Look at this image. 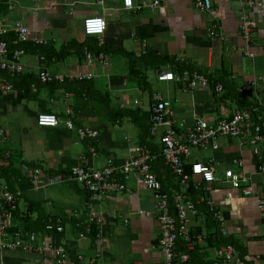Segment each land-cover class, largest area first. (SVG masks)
<instances>
[{"label": "crops", "instance_id": "0c3cea01", "mask_svg": "<svg viewBox=\"0 0 264 264\" xmlns=\"http://www.w3.org/2000/svg\"><path fill=\"white\" fill-rule=\"evenodd\" d=\"M6 1L14 3L5 15L9 27L22 21L32 37L48 40L47 45L56 50L74 40L95 44L97 38L86 35L84 29L78 34V22H74V18L85 20L91 15H104L108 20L104 35L107 65H90L84 52L42 63L39 59L42 52L33 51L41 45L33 42L29 43L32 50L22 56L25 78L38 76L39 70L47 66L54 74L66 75L68 82L74 84L79 80L76 78L79 72H93L91 98L87 99L86 93L83 97L80 92L47 84L37 85L26 96L25 86L20 85L19 79L14 80L13 89H5L0 84V129L6 133L5 137H0V166L14 165L22 173L24 164H40L44 168L36 182L25 176L26 181L11 177L12 186L0 181V190L8 185L19 186L24 191L13 223L21 224L22 217L28 215L34 220L40 214L62 216L63 241L77 239V252L74 257L71 253L70 256L75 261L82 256L83 264H161L164 260L159 246L161 227L151 190L132 178L124 191H112L106 200L91 209L87 206L89 191L83 185L67 180L50 184L49 179L57 174L67 176L73 168L88 161L98 167L109 159L129 158L136 147L149 145L153 136L147 124L150 123L153 90L171 99L177 124L183 127L192 126L200 118L214 122L229 117L240 107L239 100L248 98L253 102L258 97L264 98V80L258 88L237 93L240 99L235 100L234 94L226 98L217 96L211 85L187 89L178 81L158 79L159 72H177L179 65L220 74L224 63L231 70L232 89H238L255 76L264 77V6L249 10L257 26L253 32L254 43L247 48L238 16L244 0H212L213 8L208 12L197 9L191 0H160L158 6H151L155 0H134L136 5L143 6L139 11L124 7L123 0ZM214 26L217 33L212 30ZM248 52L255 55L250 56ZM67 105L75 109L73 117L77 126L99 129L97 139L82 140L76 129L66 126ZM49 108L60 113L62 123L57 127L38 124L36 131H29L27 121L37 120L38 114ZM153 140L159 142L157 137ZM235 159L244 160V170L255 186L254 194L247 196L225 180V169H238ZM262 160L264 143L261 153H256L251 144H241L238 138H225L223 145L212 149L210 154L193 149L187 159V164L210 163L216 169L220 179L213 185L214 200L226 219L228 238L247 264H264V219L258 208V197L264 194ZM156 167L166 184L176 186L162 160ZM141 210L152 215L142 214ZM96 212L102 214V235H94V231L80 238L82 227L78 224L85 223ZM192 229L204 234L217 232L223 237L218 223L206 214L192 221ZM126 238L129 243L121 249L118 240ZM219 239L209 248L210 257H214L215 248L222 245ZM91 257L96 258L93 263L88 261ZM0 264L56 262L37 253L0 250Z\"/></svg>", "mask_w": 264, "mask_h": 264}, {"label": "built area", "instance_id": "2783aa9c", "mask_svg": "<svg viewBox=\"0 0 264 264\" xmlns=\"http://www.w3.org/2000/svg\"><path fill=\"white\" fill-rule=\"evenodd\" d=\"M194 6L202 12H208L213 8L212 0H191ZM124 7L128 9H141L142 5H136L134 0H123ZM160 0H155L151 6H158ZM1 5V0H0ZM264 6V0H244L242 9L238 16L240 20V32L250 48L253 43V32L257 26L256 21L250 15V9H260ZM14 3H9L12 9ZM108 28V20L104 15H91L84 20L85 33L88 36L97 38L98 46L105 44V32ZM217 26L212 30L216 31ZM14 31L17 39L14 44L35 43L47 45L48 40L34 38L30 29L22 21L15 22L9 27L6 18L0 12V69L12 75L24 72L22 56L26 53L24 47H18L10 55L8 42L2 37L9 31ZM249 53V52H248ZM86 61L95 66L97 63L107 65L109 58L106 52L95 53L90 48L84 51ZM250 56L255 54L249 53ZM41 60H47V56L41 54ZM93 72H79L76 78L79 80L92 79ZM67 76L54 74L48 68H42L38 72V79L41 83L65 82ZM159 81H178L187 89L210 86L209 77L197 69H185L182 72L164 70L158 74ZM263 76H255L242 85L240 90L247 86L258 88L263 83ZM0 84L5 89H13V84L5 78H0ZM32 88L36 89L37 84L33 83ZM225 92L224 85L217 83L215 93L220 96ZM256 105L251 108H237L229 116L210 122L205 118L198 119L192 126L183 127L177 124L171 99L165 97L160 91L152 93L151 116L149 132L155 141L158 150L155 151L150 145L138 146L133 149L134 154L123 160L109 159L103 166L95 167L89 161L73 168L71 174H57L49 179L50 184L60 183L65 180L77 182L89 191L87 201L88 208L95 207L98 203L107 199L112 191H124L127 182L134 178L138 184L145 186L152 191L155 200L156 218L161 227L159 246L164 255L161 264H191L192 252L199 251L207 264H247L237 246L232 243H224L215 248V256L210 257L207 252L210 245L209 233H198L192 235V221L206 214L219 225L223 237H228L226 219L214 200L213 185L220 178L216 175V169L212 165L195 162L192 164V173L185 171L187 159L193 148L218 149L219 138H238L241 144L249 143L256 153H261L264 143V98L254 101ZM68 116L74 114L72 105L66 106ZM61 118L56 113L42 112L38 116L39 126L57 127L61 124ZM69 129H76L75 121L71 117L65 122ZM80 139H97L100 136L98 128L81 126L77 128ZM6 133L0 129V137ZM92 151H95L92 148ZM163 161L175 179V184H166L160 175L154 170L157 161ZM234 164L238 169H225L224 178L234 188H240L249 196L255 193L254 184L244 170V160L235 159ZM243 170H241V169ZM264 174V160L260 167ZM44 168L40 164L23 165V175L33 182H36L43 174ZM193 192H197L193 196ZM24 195L21 188L11 189L8 185L0 190V250L32 252L43 255L46 258L54 259L56 264H83L84 258L80 256L79 261L71 259L69 250L57 244L54 231L65 230L62 216H57L46 225L48 233L38 230H31L24 224L13 223L14 212L19 209L20 201ZM258 208L264 219V194L258 197ZM140 213L151 216V212L141 210ZM103 221L102 214L94 213L87 223H79L82 227L79 237L83 238L91 234V225H100ZM85 224V225H84ZM102 235L101 233L98 234ZM96 258H89L93 263ZM80 262V263H79Z\"/></svg>", "mask_w": 264, "mask_h": 264}, {"label": "trees", "instance_id": "16d2710c", "mask_svg": "<svg viewBox=\"0 0 264 264\" xmlns=\"http://www.w3.org/2000/svg\"><path fill=\"white\" fill-rule=\"evenodd\" d=\"M8 8H9L8 2L6 0H1V5H0L1 16L5 17L6 12L9 10ZM141 9H139V10H141ZM132 10L139 11L138 9H132ZM2 39L8 42L11 56L13 55L14 50H16V48H18V47H24L26 49V53H28V52H30L32 50V48H30L31 46H30L29 43L28 44H18V45L14 44V41L17 39V35L12 30L9 31L6 35H4L2 37ZM86 47L92 49L95 53H98L100 50L104 51V52H107L106 48H105V45L102 46L101 48L98 47L97 40H96L94 45L89 44L87 42L80 43V42H77L75 40L74 41H70L67 44L63 45L60 50H56L55 48H53L52 46L50 47L49 45H41L39 48H37V47L33 48L34 49L33 51L35 53H37V49H38V51H40V53L42 52L41 54H44V55L47 56V60H45V61H43V60H41L39 58L40 61L43 63V62H48L49 59H52L54 57L55 58H57V57L63 58V57H66L67 55H71L73 53H81V55H82V53L85 51ZM149 53H151V51ZM46 68H47V66H46ZM185 69H195V67H192V66H189V65L188 66L179 65V68L177 70H179V72H182ZM197 70H199V69L197 68ZM199 71L203 72L204 74H206L209 77L210 85L214 88V91H215V86L217 85V83H222L224 85L225 92L222 95H220L219 97H225L226 98V97H229L232 94H234L232 97L235 100H237V99L239 100L240 99V98H238L239 97L238 95L242 94V93H240L237 88H234L235 90L232 89L233 86L230 83L231 70L229 69V65L227 63L223 64V67H222V70H221L220 74L218 72L215 74V73H208V71L206 72L204 70H199ZM23 74H24V72H22L20 74L12 75L11 73L3 71V70L0 69V78L2 77L3 79L5 78L6 80H8L10 83L13 84V87H15V84H16V82H14V80L19 79V82L21 81L20 85L25 86L26 96H29V91L30 90H34L32 88V84L33 83H36L38 86L40 84H46V83H39L40 81L38 79V76H36V75L34 77H32V78H30V77L29 78H25V76ZM22 80H24L25 83ZM68 81L69 80H67V78H66L65 82H63V83H61V82H52V83H48L47 85H51V86H55V87H60V86L61 87H65L67 90L80 92L83 97H85L84 94L86 93V98L87 99H89V97L91 98V96H90V92H91L90 86H91V84L93 82L92 79L91 80L90 79L89 80H87V79L86 80H77V82H75L74 84L72 82H68ZM87 84H88V86H86ZM232 90H234L235 92L233 93ZM153 92H154V90L152 91V93ZM237 93H239V94H237ZM151 99H152V96H151ZM239 102L241 103L239 108H244V107L251 108V107H254L256 105V103L254 101L252 102L248 98L243 99L242 101L239 100ZM42 112L56 113V112L52 111L50 108L49 109H45ZM150 113H151V111H150ZM56 114L59 117H61L60 113L59 114L56 113ZM74 115H75V109H74ZM69 117L74 119L73 115H70ZM75 125H76V122H75ZM81 126H84V125H81ZM81 126H77L76 125V130H77L78 127H81ZM149 126H150V123L147 124V130L148 131H149ZM153 138H151L150 141H148V144L150 146H152L155 151H157L158 150V148H157L158 144L153 140ZM90 140H94V139H90ZM1 155L2 154L0 153V156ZM159 162L161 163V161H157L154 164V170L157 169L156 165H159L160 164ZM185 171L187 173L191 174L192 173V165L191 164H186L185 165ZM156 173H158V175H160V172H158V170H156ZM11 177L14 178L16 181H18V180L20 181V179H22V178L24 179V181H26L20 168H17L16 166L10 165V164L1 165L0 166V181L3 180V181L9 183L12 186L13 180H12ZM11 186H9L11 189L21 188L19 186H15V187H11ZM192 194H193V196H195L197 194V192H193ZM19 211H20V206H19V209L16 212H14V216L17 215ZM50 220H54V217H52L51 215L50 216H45L43 214H40L39 217H37V219H35V220L33 219V217L31 215L30 216L29 215L28 216H23L21 222L28 229L38 230V231H42L44 233H48V230H46V225H47L48 222H51ZM51 223H53V222H51ZM62 224L65 225V222L63 221ZM94 228H95L94 235H96L97 228L96 227H94ZM199 232H200L199 230L198 231L193 230L192 235H194V234L196 235ZM54 233H55V239H56L57 244L65 246L70 251L71 255L74 257V255L76 254L77 249H78V245L76 243L77 239L74 240V241H71V242H69V241L64 242L63 241V237L65 235L64 231L63 232H58V233H57V231H54ZM219 238L220 237L218 236L217 232L216 233L215 232H210L209 233L210 246L213 247L212 243L216 242ZM218 242L224 244V243L232 242V240H230L228 237L227 238L226 237H222V238L219 239ZM232 243H234V242H232ZM207 263H208V261H204L203 255L200 254L199 251L196 250V251L192 252V263L191 264H207Z\"/></svg>", "mask_w": 264, "mask_h": 264}, {"label": "rangeland", "instance_id": "374dc122", "mask_svg": "<svg viewBox=\"0 0 264 264\" xmlns=\"http://www.w3.org/2000/svg\"><path fill=\"white\" fill-rule=\"evenodd\" d=\"M73 21L74 22H78V28L76 29L77 30V32H78V34L79 35H81L82 34V32H83V29H84V27H83V25H84V20H81L80 18H74L73 19ZM84 32H85V29H84ZM86 34V33H85ZM41 113V112H40ZM39 113V114H40ZM39 114H38V116H39ZM38 116H37V120L34 118V119H32V118H30L29 120L28 119H26V121L28 122V129H29V131H32V130H37L36 129V125H38ZM24 119V118H23ZM225 138L226 139H228V137H225V136H221L220 138H219V145L220 146H222L223 145V142L225 141ZM193 149H196V150H203L204 151V153L205 154H210L211 153V150H212V148L210 147V148H208V149H198V148H193ZM192 149V150H193ZM22 200V199H21ZM20 203H21V201H20ZM119 241V244H120V248L122 249V247H124L127 243H129V239L128 238H126V239H119L118 240ZM127 242V243H126ZM10 252H6L5 254H9Z\"/></svg>", "mask_w": 264, "mask_h": 264}, {"label": "bare ground", "instance_id": "6f19581e", "mask_svg": "<svg viewBox=\"0 0 264 264\" xmlns=\"http://www.w3.org/2000/svg\"><path fill=\"white\" fill-rule=\"evenodd\" d=\"M245 84H247V82L240 84V86L238 87L239 92H244V93H245V92H247V90H248L249 88H253V87H251V86H247L245 90H243V91L240 90V87H241L242 85H245ZM238 108H239V107H238ZM244 108H248V107H244ZM54 218H55V217H54ZM87 222H88V221H86L85 223H87ZM63 225H64V224H63ZM84 225H85V224H84ZM64 227H65V225H64ZM91 227H92L91 233L95 231V228H94V227L97 228V235H98L99 233H101L100 225L98 226V225H96V224H93V225H91Z\"/></svg>", "mask_w": 264, "mask_h": 264}]
</instances>
